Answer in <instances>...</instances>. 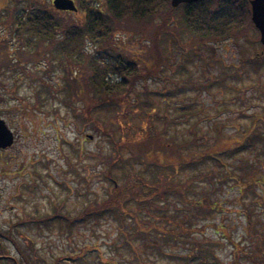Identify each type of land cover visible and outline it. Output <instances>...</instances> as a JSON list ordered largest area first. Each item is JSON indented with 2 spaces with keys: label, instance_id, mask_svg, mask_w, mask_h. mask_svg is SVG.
I'll use <instances>...</instances> for the list:
<instances>
[{
  "label": "rangeland",
  "instance_id": "obj_1",
  "mask_svg": "<svg viewBox=\"0 0 264 264\" xmlns=\"http://www.w3.org/2000/svg\"><path fill=\"white\" fill-rule=\"evenodd\" d=\"M4 1L5 4H2L0 0V20H5L10 10L15 15L20 13L28 3V0H18L17 3L14 0ZM43 1L51 3V0ZM72 13V16L78 15L76 11ZM6 30V27L0 28L3 35L0 36V50L4 48V38L9 37L5 34ZM183 39L185 41V37ZM175 43L165 42L162 45L170 51L168 63L182 61L180 66L175 70L163 68L158 76L146 82L137 81L134 86V92L137 93L144 89L156 93H148L147 98L157 110V113L150 116L156 127L153 132H149L151 138H144L134 146L141 148L137 152L142 157L148 154L147 160L152 159L150 149L156 147L164 152L161 156L170 162L171 168L179 155L211 147L218 136V125L224 137L233 136L234 133L236 136L249 126L251 114L252 117L255 114L260 117L259 114L264 111V95L260 93L259 87L261 83L264 85V65L254 68L241 60V50H252L243 38L236 42L230 39L214 42L213 59L210 51L203 47L200 49L204 58L188 52L184 59L178 60L180 48ZM0 56L4 67L0 75V118L12 136L11 146L0 149V230L10 235L16 243L14 245L6 238L3 239L10 256L22 261L17 251L19 248L32 263L30 250L33 246L46 261L41 262L35 257L36 264H49L56 256L61 259L56 264H179L175 258L168 260L154 249L145 247L141 241H134L136 256L127 246L122 245V234L117 231V222L109 216L100 217L97 221L91 218L70 226L54 220L46 224L25 222L13 226L16 220L31 221L32 218L45 217L53 211L74 216L82 211L95 194H103L109 183L99 174L103 167H94L97 160L88 153L106 151L108 144L89 126H79L74 122L75 118L69 110L70 104L68 106L66 103L68 91L58 90L62 86L61 71L55 68L49 73L50 76L39 69L38 76L33 78V66L26 64L25 67L8 70L3 59L6 58L5 54ZM8 61L14 59L10 57ZM41 63L44 64V61L41 60ZM25 71L27 74H24ZM40 79L50 84L49 93L41 91ZM208 80H212L211 86L205 91L203 87L210 83ZM167 91L171 92L163 96L162 93ZM182 104L193 107L190 117L185 118L179 114L177 108ZM96 115L103 121L109 117L105 111L93 113V117ZM142 116L127 114V118L135 124H141ZM116 118V115L111 117L113 120ZM258 125L255 132L260 131L261 140L255 149H259L264 142V123ZM159 132L169 137L174 144L166 153L167 147L162 144L161 147L160 142H155ZM193 138L198 146L190 142L186 145L185 142ZM155 143H159L162 149L155 146ZM175 144L186 146L179 149V145ZM258 151L260 154L248 148L222 158L230 172L241 175V183L229 178L224 167L207 161L197 163L194 167L184 166L171 175L170 180L179 182L190 176L196 178L208 173H211V179H218L219 183L215 184L214 190L207 179L203 182L194 180L187 196L202 200L209 194L211 198L217 199L222 205L221 210L215 211L212 208L205 214L193 211L196 217L194 224L199 226L215 222L220 223L221 228L214 231L213 227L207 226L203 232H192L186 243H162L163 251L184 254L197 246L204 258H210L212 252L221 260L229 261L232 245L223 230L251 253L249 258L238 259L237 264H264V154ZM121 154L125 157L129 152L121 149ZM129 162L133 163V160ZM139 164L135 160L133 166L127 169L138 171L142 168V163ZM114 174L120 177L124 175L121 171ZM250 176L257 178L260 183L248 185ZM169 205L166 213L170 215L174 214V205L180 207L183 203L177 197H172ZM128 207L137 211L132 202ZM136 216L140 219H155L152 213L145 216L137 211ZM160 237L157 235L155 240L160 241ZM83 248L86 249L85 254L76 258L74 255ZM67 255L74 256L75 260L66 259Z\"/></svg>",
  "mask_w": 264,
  "mask_h": 264
},
{
  "label": "trees",
  "instance_id": "obj_2",
  "mask_svg": "<svg viewBox=\"0 0 264 264\" xmlns=\"http://www.w3.org/2000/svg\"><path fill=\"white\" fill-rule=\"evenodd\" d=\"M76 1V12H78L76 16H72L73 13L70 11L56 10L52 3L43 0H28L21 12L16 15L10 10L5 20H0V28L6 27L5 34L9 36L4 38L2 49L6 58L3 59L6 67H12L13 70L25 67L26 64L29 67L33 66L31 68L35 73L33 78L38 76L39 69L46 75L55 68L61 71L62 86L58 90L68 91L66 103L68 106L70 104L69 110L75 118L74 122L79 126H89L108 144L106 151H90L88 154L97 160L94 167H103L99 170V174L109 186L104 189L103 194H95L79 214L69 216L53 211L45 217L32 218L31 221L16 220L17 223L15 222L13 226L25 222L46 224L54 221L70 226L91 218L97 221L100 217L109 216L117 222V231L122 234V245L127 246L135 254L134 241H141L145 247L154 249L168 260L175 258V262L179 264H210L211 262L237 264L238 259L249 258L251 253L223 230V234L232 245L229 261L221 260L212 252L210 258L207 256L204 258L201 249L197 246L189 253L183 254L163 251L161 245L168 241L174 244L186 243L192 232H203L207 226L213 227L214 231L221 228V224L215 222L199 226L194 224L196 219L194 212L205 214L212 208L215 211L221 210L222 205L217 199L211 198L209 194H206L202 200L190 199L187 196L194 180L203 182L207 179L214 190L215 184L219 183L217 178L211 179V173L201 174L196 178L190 176L182 182L172 181L169 178L184 166L194 167L197 163L203 164L207 161L224 167L229 178L241 183L243 181L241 175L230 172L222 158L248 148L254 149L257 154H260L258 150H261L264 154V142L259 149H255V145L261 140L260 131L255 132L256 125L264 123V111L259 114L260 117L257 114L252 117L251 114L249 126L236 135L237 137L236 133L224 137L218 125L216 128L218 136L211 147L179 155L172 168L170 162L161 156L164 152L155 149L156 147L150 149L152 159L147 160L148 154L142 157L141 153L137 152L141 148L134 146L144 138H151L149 132H153L156 127L151 122L150 116L157 113L153 103L147 98L148 93L155 92L148 89L134 92L135 83L146 82L158 76L163 68L175 70L180 66L179 63H182V61H177L175 64L168 63L170 51L162 45L163 43L176 42L175 44L180 48L178 60L184 59L188 52L204 58L200 49L203 47L210 51L213 59L214 42L225 39L236 42L243 38L252 50L247 51L246 48L241 50V60L254 68L264 65V45L260 43L258 31L251 21L249 0H196L175 7L170 5V0ZM5 2L1 0L2 4ZM14 2L19 1L14 0ZM0 36L3 37L1 31ZM10 57L14 61H8ZM41 60L44 64H40ZM208 82L210 83L205 84V87L202 86L205 91L211 86L212 80ZM40 84L41 91L47 93L51 91V86L45 79H40ZM257 84L259 86L258 81ZM259 87L260 93L264 95V85L261 83ZM170 92L162 94L166 96ZM38 94L37 91V99H39ZM177 110L181 116H186L185 118L190 117L194 111L191 105L184 104ZM100 111H105L109 116L106 121L101 120L97 115L93 117V113ZM128 113L143 115L141 124H135L129 117L127 118ZM112 115H116L117 118L111 119ZM262 131L264 132V128ZM155 142H160V144L155 143L160 149H162L161 144L167 147L165 153L174 145L169 137L160 132ZM189 142L198 146L194 138L185 142L186 145L190 144ZM175 145H179V149L186 146ZM121 149L127 150L129 155L123 157ZM130 159L133 163L135 160L140 163L139 165L142 163V168L135 172L127 169L128 166H133V163L129 162ZM118 171L123 172V177L114 174ZM257 180L250 176V182L247 184L258 185L260 182ZM172 197H177L183 205L180 207L174 205V214L169 215L166 211L169 209ZM130 202L135 204L137 211L145 216L152 213L155 219L138 218L137 211L128 207ZM54 209L57 210V206ZM247 216L249 217V214ZM157 235L162 236L160 241L155 240ZM4 238L16 244L10 235L0 230V261H2L0 264H36L35 257L41 262H46L33 246L30 250L32 263L29 262L27 254L19 248L17 251L22 261L10 256L3 243ZM85 248L74 256L76 258L83 256L86 249H89ZM74 256L67 255L66 259L75 260ZM60 260L59 256H56L49 264H56ZM140 264H148V262Z\"/></svg>",
  "mask_w": 264,
  "mask_h": 264
},
{
  "label": "water",
  "instance_id": "obj_3",
  "mask_svg": "<svg viewBox=\"0 0 264 264\" xmlns=\"http://www.w3.org/2000/svg\"><path fill=\"white\" fill-rule=\"evenodd\" d=\"M196 0H170L172 7L180 3H190ZM53 7L59 10L75 11L76 7L72 0H52ZM250 18L254 27L259 32V41L264 45V0H249ZM91 137L90 135H88ZM12 142L10 130L4 125L0 119V147L9 146Z\"/></svg>",
  "mask_w": 264,
  "mask_h": 264
},
{
  "label": "flooded vegetation",
  "instance_id": "obj_4",
  "mask_svg": "<svg viewBox=\"0 0 264 264\" xmlns=\"http://www.w3.org/2000/svg\"><path fill=\"white\" fill-rule=\"evenodd\" d=\"M0 54H1V55L4 54L2 48H1V50H0ZM0 57H1V56H0ZM5 68L8 69V70H10V69L13 70L12 67H11V68H7V67H5ZM3 70H4V67L2 66V62H1V58H0V75L2 74V71H3ZM24 74H27L26 71L24 72Z\"/></svg>",
  "mask_w": 264,
  "mask_h": 264
}]
</instances>
